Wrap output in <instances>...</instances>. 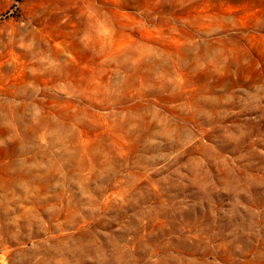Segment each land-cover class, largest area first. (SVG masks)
Here are the masks:
<instances>
[{
	"label": "rangeland",
	"instance_id": "1",
	"mask_svg": "<svg viewBox=\"0 0 264 264\" xmlns=\"http://www.w3.org/2000/svg\"><path fill=\"white\" fill-rule=\"evenodd\" d=\"M237 2L0 0V231L18 229L21 242L51 260L49 246L82 248L73 264H97L85 257L129 240L163 243L177 231L199 237L175 242L178 264H231L213 248L236 236L261 239L264 119L251 122L246 142L220 147L240 127L233 121L241 115L228 111L234 102L264 113V24L254 22L239 43L230 39V17L249 7ZM258 12L238 17L240 27L247 31ZM190 58L223 75L169 95L170 67ZM257 82L254 94H223L224 86ZM201 92L209 94L194 101ZM229 148L233 155H223ZM244 155L247 172L233 158ZM172 168L232 200L208 196L185 211L161 187ZM135 259L151 261L145 252Z\"/></svg>",
	"mask_w": 264,
	"mask_h": 264
},
{
	"label": "clouds",
	"instance_id": "2",
	"mask_svg": "<svg viewBox=\"0 0 264 264\" xmlns=\"http://www.w3.org/2000/svg\"><path fill=\"white\" fill-rule=\"evenodd\" d=\"M249 5L244 8L241 12L235 13L230 17L231 29L230 39L239 43L237 38L244 36H250L256 28L253 26L254 22L259 21L264 24V0H238L235 6L242 7L243 5ZM254 9H259V12L252 15L248 20V30L245 31L240 27V20L238 17L244 16L245 13H252ZM230 50L225 52L223 57V64L225 65L224 71H228L227 65L232 57ZM242 54L243 50H242ZM245 66L251 67V59L246 58L243 60ZM256 70H259V62H257ZM208 75L215 78L217 75H223V71L217 73L215 71V65L212 62L202 63L197 62L190 58L186 63H182L179 67H170L168 76L169 78L165 81L167 85L166 90L169 91V95L179 93L184 89L195 88L200 82L201 76ZM237 81L239 76L236 77ZM258 83H237L233 87L229 88L224 86V93L231 91L236 97H245L248 93H255V89ZM243 89V91H239ZM209 94L207 92H201L194 97V101L200 100L203 95ZM220 94V93H211ZM206 107V106H205ZM228 111L233 114L241 115V119L233 121L234 124H239L240 127L236 131L235 138H229V141L222 144L220 147L228 148L229 143L239 145L241 142H246V137H250V124L252 121L259 122L264 119V113L260 112L256 107V104L244 105L240 102H234ZM247 113V115H242ZM191 115V113L189 114ZM197 118H201L200 113H195ZM196 143L193 140L192 144L188 147H193ZM183 147V145H181ZM260 152L264 154V149H260ZM223 155H233V149L229 148L227 152H222ZM238 159L239 168L244 169V172L249 171L247 168L248 156L233 157ZM168 172L162 173L160 183L163 191L170 195L174 199L184 200L187 204L185 211L195 213V208L199 207V202L210 196L214 200L223 201L224 205L227 206L228 202L232 200V196L225 195L223 192L215 193L212 186L202 189L199 185H194L189 179H182V177L175 172V168ZM190 173L185 172L184 176H189ZM244 173H241L243 178ZM164 176H169L168 180H164ZM174 185V186H173ZM156 242L146 241L142 246L138 247L133 244L131 240L128 243L121 245L119 249L113 250L111 253L97 252L96 255L86 256L87 260H94L97 264H109L110 260H114V264H139L135 259L140 252H145L151 258L150 264H178L177 256V244H192L198 240V236L185 235L184 233L174 232L166 242L163 236L156 237ZM264 236L261 239H256L255 236L249 237L247 235L240 237H231L229 240L223 243V246H216L213 248L214 252H224L231 258V264H264ZM48 251L56 252L57 258L51 260L45 256V250L37 247L34 244L27 242H21L19 240V231L11 235H6L0 231V264H73L70 255L74 252L83 253L82 248L68 249L64 246V251L52 248L49 246ZM67 252L69 255H65ZM215 264H223L220 259L215 260Z\"/></svg>",
	"mask_w": 264,
	"mask_h": 264
}]
</instances>
